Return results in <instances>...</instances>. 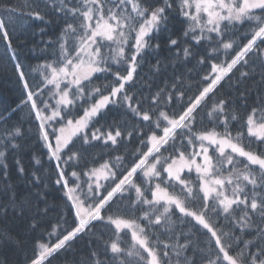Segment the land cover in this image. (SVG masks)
Here are the masks:
<instances>
[{"label":"snow or ice","instance_id":"snow-or-ice-1","mask_svg":"<svg viewBox=\"0 0 264 264\" xmlns=\"http://www.w3.org/2000/svg\"><path fill=\"white\" fill-rule=\"evenodd\" d=\"M46 7L60 32L41 49L45 59L31 83L8 30L18 9L0 13V39L24 91L17 107L27 106L36 122L67 214L49 225L55 242L35 241L23 264H52L84 237L89 254L73 264H264V91L243 115L230 91L257 68L264 84V0H47ZM19 14L53 22L35 0ZM177 17L186 27L182 38L167 41L171 58L210 73L191 95L182 74L154 91L148 86L146 96L132 91L141 61L161 47L153 34ZM152 68L160 73L161 61ZM22 135L19 126L0 132V180L11 192L0 215L9 208L24 215L27 201L17 202L3 162ZM85 145L107 149L109 159L89 167ZM29 179L37 189L29 225L36 231L59 208L49 205L40 175Z\"/></svg>","mask_w":264,"mask_h":264},{"label":"trees","instance_id":"trees-1","mask_svg":"<svg viewBox=\"0 0 264 264\" xmlns=\"http://www.w3.org/2000/svg\"><path fill=\"white\" fill-rule=\"evenodd\" d=\"M29 2L30 0H0V13H2L4 6L17 7L18 9L17 15L8 26V30L12 40V48L16 51L18 59L23 65L25 76L31 83L33 78L38 75L32 69L45 59L46 54L41 52V49L45 47L47 41L56 40L60 32V24L57 22V17L52 10L46 7L47 0H35V2L39 4V9L42 13L48 14V18L53 21L51 24L30 19L27 15H20L19 9ZM24 11L27 12V9L25 8ZM182 19V17L173 18L167 30L153 34L151 42L153 44L159 43L161 47L159 50L150 49L145 59L141 61V67L137 69L139 77L136 79L135 87L132 91H143L146 96L149 91L148 86H151L154 91L156 85L163 86L166 81L182 74L186 79V83L193 86L192 92L189 93L191 95L196 91L195 85L199 83L200 78L210 73L211 69L208 66H196L193 70L195 61L192 63H181L171 58L175 50L170 53L166 44L169 37L174 39L182 38L183 29L186 27L182 23ZM248 30V26L245 25L239 28V33L243 34ZM10 56L11 53L6 46V42L0 39V116L5 118L0 120V132H3L5 127L19 126L23 133L16 140V143L21 147L18 149H7L6 160L3 162L8 165V184L14 190L17 202L27 201V203L24 204L25 211L23 216L18 215L12 208L7 210L6 215H0V259L6 258L8 264H23L25 255L32 254L31 250L35 241L48 242L50 240L53 243L55 242L56 237H49L48 235L51 232L49 225H55L61 214L67 218V214L64 211L61 199L62 193L58 192L53 184L55 179L53 174L54 162L49 161L44 154L46 149L43 148L42 142L38 139L36 122L29 117L27 106L17 107L24 96V91L15 72V61H12ZM157 60L161 61L162 70L160 73H156L155 69L152 68V65H155ZM237 76H239V73L233 76V82H235ZM95 83L100 84L103 81L98 80ZM237 87L239 91L230 90L232 92L231 99L234 101V107L243 115L256 103L258 92L264 91L259 68H257V74L254 79L243 80ZM225 91H229V89H225ZM241 92L246 94L243 99L240 97ZM245 104L247 107H245ZM12 109H16V111L12 112ZM116 118V113H109V121ZM103 123L104 121H101V124ZM204 123H208L207 119H205ZM245 145L248 146L247 140H245ZM251 147L255 149L257 145L253 143ZM0 150L4 149L0 148ZM121 152H123V149H121ZM84 154L89 161V167L93 166V162H103V160L109 159L108 150L100 147L85 145ZM116 154L119 153H112V155ZM37 160L40 161L39 164L36 163ZM17 161H19V166L25 169L23 175L18 172ZM32 172H36L44 179V183L47 186L45 191L49 205H57L59 208V212L52 210L46 217H42V226L36 231H32L29 228L31 217L36 214L37 209V201L33 195L37 189L29 179ZM10 196L11 192L5 191V183L0 180V205L7 204ZM38 206L40 209L44 208L43 203H39ZM190 230V227L185 228L186 232ZM5 234L10 235L11 239L5 238ZM245 238L250 237L246 236ZM208 239L209 237L207 236L200 237L203 243H206ZM15 241H20L22 246L18 247ZM88 254V237H84L72 242L71 249L67 252H62L52 261V264H73V262L86 258Z\"/></svg>","mask_w":264,"mask_h":264}]
</instances>
